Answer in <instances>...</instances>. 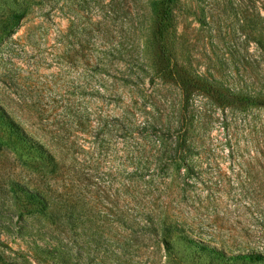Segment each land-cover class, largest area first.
Returning <instances> with one entry per match:
<instances>
[{"label":"rangeland","instance_id":"374dc122","mask_svg":"<svg viewBox=\"0 0 264 264\" xmlns=\"http://www.w3.org/2000/svg\"><path fill=\"white\" fill-rule=\"evenodd\" d=\"M161 1L0 0V264H264V0Z\"/></svg>","mask_w":264,"mask_h":264},{"label":"trees","instance_id":"16d2710c","mask_svg":"<svg viewBox=\"0 0 264 264\" xmlns=\"http://www.w3.org/2000/svg\"><path fill=\"white\" fill-rule=\"evenodd\" d=\"M174 0H162L161 1V8H160V18L159 22L156 28V38L158 40V45H159V51L161 55L166 57L168 60H171V54L167 50V47L164 43V37L167 31V28L169 26V21L171 18V8H172V3ZM259 104H264L263 101H257ZM32 198L37 199L39 198L38 196L32 194ZM243 257L250 258V260L257 261L262 258H264V255L262 253H247L245 255H242Z\"/></svg>","mask_w":264,"mask_h":264}]
</instances>
